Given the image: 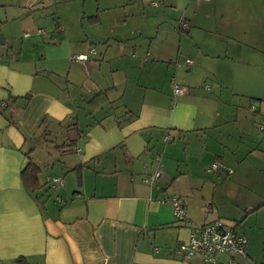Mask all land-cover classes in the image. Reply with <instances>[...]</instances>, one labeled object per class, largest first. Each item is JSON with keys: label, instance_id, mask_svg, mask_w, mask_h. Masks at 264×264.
Returning <instances> with one entry per match:
<instances>
[{"label": "crops", "instance_id": "1", "mask_svg": "<svg viewBox=\"0 0 264 264\" xmlns=\"http://www.w3.org/2000/svg\"><path fill=\"white\" fill-rule=\"evenodd\" d=\"M108 1L96 0V21L71 17L78 38L56 18L58 38L35 45L7 27L27 19L26 2H0V264H206L175 253L190 227L161 201L179 196L195 223L232 227L211 206L264 203L213 189L208 172L232 170L223 187L243 185L245 162L264 171V0ZM90 47L93 59L71 58ZM174 83L187 91L174 95ZM28 158L40 169L33 192L20 175ZM215 256L207 264H229Z\"/></svg>", "mask_w": 264, "mask_h": 264}, {"label": "rangeland", "instance_id": "2", "mask_svg": "<svg viewBox=\"0 0 264 264\" xmlns=\"http://www.w3.org/2000/svg\"><path fill=\"white\" fill-rule=\"evenodd\" d=\"M15 1L16 0H0V2H4L5 4ZM21 1L24 2V4L26 2L25 7L27 9V19L23 20L22 22H20V18L18 20L15 19L14 21L10 20L8 21L9 25L7 26L8 29H11L15 34L19 32V36L16 37L18 39V43H20L19 39H21L22 42L31 41L32 44L35 45L36 39L42 41V39L45 38H58L59 34L56 33L57 30L54 22L56 18L64 20V22L70 27L69 33L71 38H78V33H80V29L74 27L72 23L73 20L71 17L74 16L76 12L81 14L82 12H86L88 16L95 14L89 12H91L92 8L95 7L96 0ZM108 2L114 3V0H109ZM3 7L4 6H0V9H2ZM2 13L4 15L3 10ZM10 16L12 15H8V17ZM85 25H87L86 22ZM36 29H40L42 33L39 34H43V36H36ZM6 30L7 28L5 26V31ZM27 30H31L32 32L30 31L31 34H29V38L28 36L26 38H23L22 33ZM82 44L86 45V41L83 40ZM97 102V100L94 101L95 104ZM80 106L83 107V105ZM262 114H264V109L262 110ZM241 166V170L239 171L240 177H237V179H239L240 183L243 184L242 186L238 183H232L221 187L220 185L222 184V181L225 180L226 182H228V177L230 176L221 177L217 173L215 174V172H213L210 174L211 177L209 179L213 180L210 183L211 187H213V189L215 188L217 191H225L227 190L228 186H232L233 188H235V191L240 189V194H242L244 198L248 199V204H250V206H256L264 201V171L262 172V174H259L258 172L252 169V166L249 162H245ZM251 190L256 192L258 196L253 194ZM250 208L252 207H249L247 211L244 210L241 205L237 206L232 198L228 201H220L214 206H211V209L213 210L214 214L220 211V214L225 215L222 217L228 218L231 223L236 224L235 227H237V231L240 230L244 232L247 236L246 242L248 244L246 245L244 255H247L248 257L244 258L242 262L238 264H264V207L257 209L256 212L246 213L250 210Z\"/></svg>", "mask_w": 264, "mask_h": 264}, {"label": "built area", "instance_id": "3", "mask_svg": "<svg viewBox=\"0 0 264 264\" xmlns=\"http://www.w3.org/2000/svg\"><path fill=\"white\" fill-rule=\"evenodd\" d=\"M180 28H186L188 24L185 21H180ZM37 34L42 33L40 29L36 30ZM25 37L29 36V32L23 33ZM96 55L95 47H90L88 53H78L71 56L76 61L83 63L91 59V56ZM1 57V55H0ZM191 64L190 59L185 60V65ZM187 91L185 86L174 83L173 84V94L174 95H183ZM5 103H2V106ZM251 109H254V106H250ZM261 130H264V127L259 126ZM170 139V137H166ZM208 171L216 172L220 176L228 175L232 170H226L224 167L220 166L218 162H214L209 166ZM164 172L162 169H156L151 174H148L144 178V182L149 184L155 183L158 179L163 176ZM45 184L53 187L54 189L61 188L64 184L63 179L60 176L48 175L45 178ZM57 196L56 199H58ZM165 202L171 207L175 220L184 223L190 227V233L186 240L176 244L175 253L182 254L184 257H194V255H200L203 258L204 262L215 263V255L224 254L229 258V264H231L235 258L245 256V249L247 245V238L244 234H238L227 226L220 219H215L213 221L197 224L187 216V213L184 208V202L179 196H172L165 200ZM99 264H106L105 261H102Z\"/></svg>", "mask_w": 264, "mask_h": 264}, {"label": "trees", "instance_id": "4", "mask_svg": "<svg viewBox=\"0 0 264 264\" xmlns=\"http://www.w3.org/2000/svg\"><path fill=\"white\" fill-rule=\"evenodd\" d=\"M97 17H98L97 15H93V16H90L88 19H90L91 21H94V20L96 21L97 20ZM57 22L58 21L55 19V27H56V30L59 27V25H58ZM72 59L75 60L74 58H72ZM106 94H107V91L106 90L105 91H102V93L93 94L94 96L92 97V99L88 103H92L93 104L94 101L97 100L98 102L96 103V105H98L99 104V101H100V103L101 102H104L105 100L107 101L108 99H107V95ZM9 98L12 99L14 97H9ZM3 106H6V103ZM26 162L27 163L23 167V169L21 170V174H20L21 175V178H22L23 185H24L23 188H25L26 191L33 192V191L39 189L40 188V185H41L40 182H39V179H38V175H39L38 173H40V169H39V167L34 162H32V160L30 158H28V160ZM261 207H264V203L261 204V205H259L257 208H261ZM256 209H254V211ZM227 226L230 228V230H233V231H235L238 234H242V233H239L236 230H234L235 227L229 226L228 224H227ZM12 264H31V261L28 258L24 257V256H19V257H17L16 259H14L12 261Z\"/></svg>", "mask_w": 264, "mask_h": 264}]
</instances>
